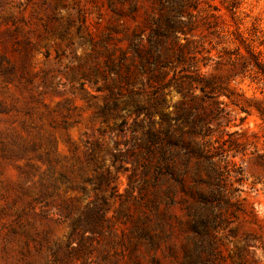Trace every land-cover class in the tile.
Masks as SVG:
<instances>
[{
  "label": "rangeland",
  "instance_id": "1",
  "mask_svg": "<svg viewBox=\"0 0 264 264\" xmlns=\"http://www.w3.org/2000/svg\"><path fill=\"white\" fill-rule=\"evenodd\" d=\"M178 9L188 37L180 42L198 55L188 69L231 93L221 96L226 130L238 133L214 124V138L202 139L178 120L171 176L146 131L162 116L174 122L189 97L175 86L153 94L156 82L139 68L145 55L158 74L157 54L177 52L172 36L157 50L151 41L165 20L177 25ZM248 47L264 60V0H0V264H264V121L255 108L264 95L241 74ZM182 66L174 62L178 77L190 72ZM192 91L198 99L181 105L183 116L211 102ZM219 137L214 166L188 151Z\"/></svg>",
  "mask_w": 264,
  "mask_h": 264
},
{
  "label": "trees",
  "instance_id": "2",
  "mask_svg": "<svg viewBox=\"0 0 264 264\" xmlns=\"http://www.w3.org/2000/svg\"><path fill=\"white\" fill-rule=\"evenodd\" d=\"M194 9H198V5L192 4ZM235 8L234 7L230 8L231 10ZM184 12H186L184 9H178L175 11L172 15L171 18H173L176 22L178 21L177 25H172L170 22L165 20L164 24V32H161L160 30V36H156V38L152 39L151 41V48L154 50H157L158 48V42L160 41L159 38L167 37V36H172L174 39V44H175V49H177L176 53H173L169 55L167 59L163 58L161 55H158L157 61H154V63L159 67V73L158 74H153L151 75V67L150 65L152 64V60L147 58V56L143 55L141 57V63H140V72L147 73L149 79L152 81L156 82V85L154 86L153 89V94H156L158 92H162L165 88L168 86H175L179 92H181L184 97L186 98L187 96L189 97L188 99H184L180 104L176 105V112L175 116L172 118V120L168 118H164L163 116L160 118L159 121V128L153 131V129L147 130L146 134L149 138V141L151 142V145H157L160 144V149H159V159L161 163V169L164 170L168 175H174L173 173V167H172V162L174 161L173 159V150H171L174 146H177V141H175L172 136H171V131L173 129H176L179 125L177 124L178 120H183L186 124H188L191 128L190 134L197 136V137H202V139L206 138H214L212 135L213 129L217 127H223L222 130L225 131L227 134L231 135L234 133H238V130H235L233 132L227 131L226 128L229 127V114L230 112L227 111V106L228 103L221 99L222 94L226 95L227 97H231V93L227 91L226 87L222 85L223 83H218L215 80V77H207L205 73H198V72H192L190 71L187 66V62L189 60H195L198 58V55L196 53L186 55L184 49L187 47V44H183L180 42L181 40V34L185 35V38L187 37V33L185 32V29L181 27L179 24L182 23L183 17H184ZM234 13V12H233ZM152 30H156V28H152ZM189 42V40L187 39ZM247 52L249 53V59L244 60L241 65V74L243 76H249L252 78V80L258 84H261L262 86L260 87V92L264 95V60L261 58V53L256 52L252 48H247ZM237 57L243 56V53H241L240 50H237ZM160 56V57H159ZM209 59H211L209 57ZM174 62H177L178 64L183 65L182 69L180 71H190L182 74L180 77L177 75L176 70L174 69ZM207 64V63H206ZM171 67V70H173V75L166 79L168 75L167 67ZM198 70V69H197ZM239 73H236V76ZM166 75V76H165ZM181 78H184L183 80ZM179 79H181L179 83ZM149 81V82H151ZM142 83V82H141ZM143 84V83H142ZM184 84H188L189 89L185 91L184 89ZM191 87V88H190ZM193 88L200 89L201 92L205 97H208L211 99V102L209 103L208 106H203V114L201 115H190V113H187V115L183 116L182 115V109L181 105H184L185 103H190L191 101H195L198 99V96L194 95V91H192ZM142 86L135 88L132 86L129 89L130 93H140ZM202 98V96H201ZM163 100V99H161ZM235 103V102H232ZM117 102H115L114 106H117ZM128 105V103H127ZM255 108L258 111L260 117L264 121V105L262 100H259L255 104ZM106 105L103 106L101 109V114L106 115ZM144 109L143 105H136L135 107V112L138 113ZM242 110H245L244 107H241ZM225 121V123H224ZM214 124L216 126H214ZM150 126H154V120H151ZM203 127V130L199 129ZM220 139L222 140V137L215 138L213 140H207V147L208 149L200 150V151H193L192 149H189L188 151L191 154H194L200 158L205 159L207 162H209L212 166L216 165L214 162V157L219 156V146H215V142H219ZM149 151H151V146H149ZM122 153V151H120ZM235 156V155H234ZM264 156L261 155V157ZM114 157L116 159H121L122 154H114ZM232 162V161H231ZM264 163V160L261 161ZM234 163V162H233ZM158 168V169H157ZM155 170H159V167H156ZM230 171V170H229ZM232 172V171H231ZM235 172V171H234ZM230 173V172H229ZM240 172H238L239 174ZM237 171L234 174L236 179H239ZM217 180L218 182L215 183L216 186L222 187L223 186V179H222V173L221 171L217 172ZM240 180V179H239ZM212 198L215 200L219 201L221 198L217 197V195L213 192L212 193ZM223 200V199H222ZM216 216L213 217L215 219ZM203 222V221H201ZM217 222V221H216ZM222 224L217 225V223L214 225V228H222ZM94 228V226L90 227ZM73 230L75 231V225L73 226Z\"/></svg>",
  "mask_w": 264,
  "mask_h": 264
}]
</instances>
